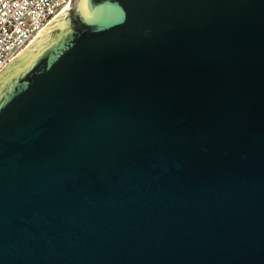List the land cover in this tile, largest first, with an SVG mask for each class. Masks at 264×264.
Masks as SVG:
<instances>
[{
    "label": "water",
    "instance_id": "1",
    "mask_svg": "<svg viewBox=\"0 0 264 264\" xmlns=\"http://www.w3.org/2000/svg\"><path fill=\"white\" fill-rule=\"evenodd\" d=\"M0 264H264V0H70L0 74Z\"/></svg>",
    "mask_w": 264,
    "mask_h": 264
},
{
    "label": "built area",
    "instance_id": "2",
    "mask_svg": "<svg viewBox=\"0 0 264 264\" xmlns=\"http://www.w3.org/2000/svg\"><path fill=\"white\" fill-rule=\"evenodd\" d=\"M70 0H0V72Z\"/></svg>",
    "mask_w": 264,
    "mask_h": 264
},
{
    "label": "rangeland",
    "instance_id": "3",
    "mask_svg": "<svg viewBox=\"0 0 264 264\" xmlns=\"http://www.w3.org/2000/svg\"><path fill=\"white\" fill-rule=\"evenodd\" d=\"M64 11H65V10H64ZM64 11H63V12H64ZM63 12H62V13H63ZM60 14H61V13H60ZM60 14H59V15H60ZM59 15H58V16H59ZM58 16H57V17H58ZM57 17H56V18H57ZM56 18H55V19H56ZM55 19H54V20H55ZM54 20H53V21H54ZM53 21H52V22H53ZM52 22H50V23H52ZM50 23H49V24H50ZM49 24H48V25H49ZM48 25H47V26H48ZM47 26H46V27H47ZM46 27H45V28H46ZM45 28H44V29H45ZM42 30H43V29H42ZM42 30H41V31H42ZM41 31L36 35L35 38H33V39L31 40V42L28 44V46H29V45H30V44H31V43H32V42H33V41L39 36V34L41 33ZM26 47H27V46H26ZM26 47H25V48H26ZM25 48H24V49L18 54V56H19V55L25 50ZM18 56L15 57L11 62H13L15 59H17ZM11 62H9V63L3 68V70L0 72V74H1V73H2V72L8 67V65H9Z\"/></svg>",
    "mask_w": 264,
    "mask_h": 264
},
{
    "label": "bare ground",
    "instance_id": "4",
    "mask_svg": "<svg viewBox=\"0 0 264 264\" xmlns=\"http://www.w3.org/2000/svg\"><path fill=\"white\" fill-rule=\"evenodd\" d=\"M67 9V8H66ZM55 19V18H54Z\"/></svg>",
    "mask_w": 264,
    "mask_h": 264
}]
</instances>
